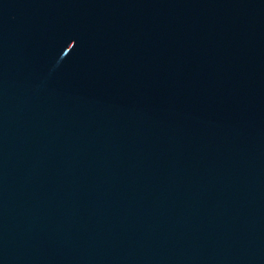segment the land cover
<instances>
[{
  "label": "water",
  "instance_id": "water-1",
  "mask_svg": "<svg viewBox=\"0 0 264 264\" xmlns=\"http://www.w3.org/2000/svg\"><path fill=\"white\" fill-rule=\"evenodd\" d=\"M0 264H264V0H0Z\"/></svg>",
  "mask_w": 264,
  "mask_h": 264
}]
</instances>
